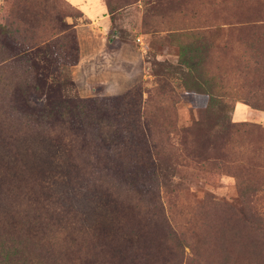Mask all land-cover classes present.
Listing matches in <instances>:
<instances>
[{"label":"rangeland","instance_id":"rangeland-1","mask_svg":"<svg viewBox=\"0 0 264 264\" xmlns=\"http://www.w3.org/2000/svg\"><path fill=\"white\" fill-rule=\"evenodd\" d=\"M250 207L264 0H0V264H264Z\"/></svg>","mask_w":264,"mask_h":264},{"label":"trees","instance_id":"trees-1","mask_svg":"<svg viewBox=\"0 0 264 264\" xmlns=\"http://www.w3.org/2000/svg\"><path fill=\"white\" fill-rule=\"evenodd\" d=\"M258 105L259 104L257 102L254 103L253 105L251 104V106H253L254 108H256ZM245 219L252 221L256 225V227H262L261 223L264 224V213L258 210H254L250 207L247 209Z\"/></svg>","mask_w":264,"mask_h":264}]
</instances>
